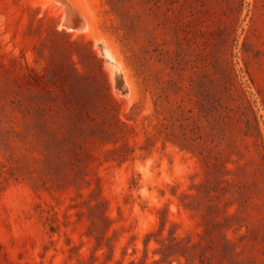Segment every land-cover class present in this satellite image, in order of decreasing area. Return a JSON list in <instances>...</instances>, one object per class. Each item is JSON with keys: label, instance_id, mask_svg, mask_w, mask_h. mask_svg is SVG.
Masks as SVG:
<instances>
[{"label": "rangeland", "instance_id": "1", "mask_svg": "<svg viewBox=\"0 0 264 264\" xmlns=\"http://www.w3.org/2000/svg\"><path fill=\"white\" fill-rule=\"evenodd\" d=\"M0 264H264V0H0Z\"/></svg>", "mask_w": 264, "mask_h": 264}, {"label": "bare ground", "instance_id": "2", "mask_svg": "<svg viewBox=\"0 0 264 264\" xmlns=\"http://www.w3.org/2000/svg\"><path fill=\"white\" fill-rule=\"evenodd\" d=\"M80 14H81V13H80ZM75 15H76V14H75ZM81 16H82V15H81ZM74 17H75V16H74ZM89 24H90V23H89ZM81 26H82V25H81ZM104 46H105V45H104ZM105 47H106V46H105ZM106 48H107V49H108V48L110 49V47H106ZM108 53L110 54V51H109V50H108ZM104 55H105V54H104ZM112 55H113V54H112ZM105 56H107V55H105ZM114 57H115V56H114ZM110 61H111V60H110ZM110 63H111V62H110ZM115 64H116V63H115ZM115 64H114V65H115ZM111 65H113V64L111 63ZM120 65H121L120 62L117 61V66H116V65H115V66L120 68V67H121ZM115 66H113V67H115ZM119 68H118V69H119ZM121 68H122V67H121ZM118 69H117V70H118ZM121 73H122V71L120 72V74H121ZM118 74H119V73H118ZM122 74H123V73H122ZM121 77H122V76H121ZM124 77H126V75H124ZM119 78H120V77H119ZM124 79H125V78H124ZM124 79L121 80V81H124ZM125 80H126V82H128L127 79H125ZM124 82H125V81H124ZM124 82H123V84H124ZM120 83H121V82H120ZM126 84L128 85V83H126ZM121 86H122V84H121ZM123 86H125V85H123Z\"/></svg>", "mask_w": 264, "mask_h": 264}]
</instances>
